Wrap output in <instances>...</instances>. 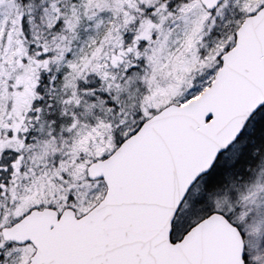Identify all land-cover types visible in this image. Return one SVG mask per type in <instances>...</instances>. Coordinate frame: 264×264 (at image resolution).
Instances as JSON below:
<instances>
[{"label": "snow or ice", "instance_id": "obj_1", "mask_svg": "<svg viewBox=\"0 0 264 264\" xmlns=\"http://www.w3.org/2000/svg\"><path fill=\"white\" fill-rule=\"evenodd\" d=\"M0 264H264V0H0Z\"/></svg>", "mask_w": 264, "mask_h": 264}]
</instances>
